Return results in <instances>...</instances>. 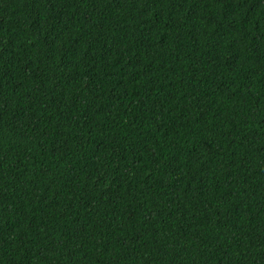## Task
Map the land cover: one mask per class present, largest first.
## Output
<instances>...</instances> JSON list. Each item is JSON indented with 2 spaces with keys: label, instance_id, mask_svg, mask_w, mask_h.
<instances>
[{
  "label": "trees",
  "instance_id": "obj_1",
  "mask_svg": "<svg viewBox=\"0 0 264 264\" xmlns=\"http://www.w3.org/2000/svg\"><path fill=\"white\" fill-rule=\"evenodd\" d=\"M0 264H264V0H0Z\"/></svg>",
  "mask_w": 264,
  "mask_h": 264
}]
</instances>
